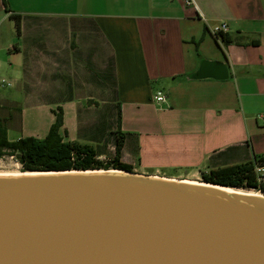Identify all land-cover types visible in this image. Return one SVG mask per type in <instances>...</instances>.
<instances>
[{
    "label": "crops",
    "instance_id": "0c3cea01",
    "mask_svg": "<svg viewBox=\"0 0 264 264\" xmlns=\"http://www.w3.org/2000/svg\"><path fill=\"white\" fill-rule=\"evenodd\" d=\"M191 2L0 0V126L7 139L24 138L9 139L21 124L12 89L47 100L22 107L61 108L58 134L65 141L67 124L76 125L74 142L90 132L87 114L105 89L128 134L121 155L133 157L134 148L141 172L199 173L264 157V0ZM220 24L240 44L215 39L211 29ZM203 59L225 62L228 79L189 80ZM72 88L86 93L78 98ZM158 93L165 101H154ZM55 119L47 113L48 132Z\"/></svg>",
    "mask_w": 264,
    "mask_h": 264
},
{
    "label": "water",
    "instance_id": "95a60500",
    "mask_svg": "<svg viewBox=\"0 0 264 264\" xmlns=\"http://www.w3.org/2000/svg\"><path fill=\"white\" fill-rule=\"evenodd\" d=\"M188 79L228 68L203 59ZM22 173L36 174L0 175V264H264V194L119 169Z\"/></svg>",
    "mask_w": 264,
    "mask_h": 264
},
{
    "label": "trees",
    "instance_id": "16d2710c",
    "mask_svg": "<svg viewBox=\"0 0 264 264\" xmlns=\"http://www.w3.org/2000/svg\"><path fill=\"white\" fill-rule=\"evenodd\" d=\"M17 33L20 30L19 17L15 16ZM215 39L223 45L240 44L237 38H230L226 34H218ZM117 130L113 133V157L107 164L98 161V148L79 144L74 141H64L58 134L62 126L58 115L51 125L48 134L43 139L32 137L9 141L5 129L0 126V158L13 156L25 171H66V170H110L119 169L131 171L130 165L121 162V152L128 134L120 131V108L117 107ZM103 149L105 147H102ZM264 157H256L260 159ZM202 182L226 186L229 188L254 190L264 194V188H257L252 174V162L223 166L200 171Z\"/></svg>",
    "mask_w": 264,
    "mask_h": 264
},
{
    "label": "rangeland",
    "instance_id": "374dc122",
    "mask_svg": "<svg viewBox=\"0 0 264 264\" xmlns=\"http://www.w3.org/2000/svg\"><path fill=\"white\" fill-rule=\"evenodd\" d=\"M12 92L15 93V100L18 103V111L20 110L21 113V124L20 127L9 129V139L13 140L15 138H18L19 136H22L24 138L33 137L35 139H43L48 130L49 124H47V113H49V116L54 115V118H56V115L59 114V110L56 106L49 108L40 107L37 108L33 106L31 107H22L25 105H36L38 103L33 102H46L47 100L44 99L42 92L38 91H32L28 93H23L18 91L17 89H12ZM72 94L76 95L78 98L79 96L85 95L86 90H80L77 88H72ZM27 94L26 101L24 99V95ZM163 94V93H162ZM161 94V95H162ZM66 96V94H63ZM38 96H42L43 98L40 99ZM92 96H96L95 94H92ZM113 96V93L102 89L101 98H94L98 102L97 107L94 105H91L89 109V114H87V122L90 124V132L86 131V134H79V139H75V141L79 144H85L92 146L94 148H98V151L100 155L97 157L98 161L102 162L103 164H107L111 161L114 153L113 149V133L117 130V123H116V111H115V102L111 100ZM101 100V103H100ZM81 106L84 108H87V104L85 102H81ZM59 106L61 102L58 103ZM84 110L82 109V112ZM53 112V113H52ZM263 117L264 114L260 113ZM101 117V118H99ZM260 121V120H259ZM73 126V127H72ZM100 127L99 130H97V127ZM61 128V127H60ZM67 128L69 131V138L65 139V141L70 140V138L74 137V131L76 129V125L67 124ZM60 136L63 138V132L60 131ZM76 132V131H75ZM77 133V132H76ZM129 136H133L129 134ZM82 137V138H81ZM75 138V137H74ZM106 141V143H104ZM105 145H104V144ZM103 144V145H102ZM264 144V138L262 139V146ZM107 146V147H106ZM102 147H105L104 149ZM138 148V145H137ZM127 148L124 149L123 153L126 154ZM135 149L133 148L132 156L124 155V157L121 156V162L128 164L131 166L132 170L131 173L140 174V175H148V176H155L158 178H164V179H171V180H182V181H188L192 184H200L203 183L200 178V173H185L183 171H176L170 172V174H164V173H151V172H141L138 166V159L135 155ZM263 157V156H262ZM23 172L21 165L16 162L15 158L13 156L5 155L0 158V175H18ZM234 191H241L245 193H256V194H262L260 192H255L254 190H245V189H236L232 188Z\"/></svg>",
    "mask_w": 264,
    "mask_h": 264
},
{
    "label": "built area",
    "instance_id": "2783aa9c",
    "mask_svg": "<svg viewBox=\"0 0 264 264\" xmlns=\"http://www.w3.org/2000/svg\"><path fill=\"white\" fill-rule=\"evenodd\" d=\"M187 5L192 4L191 0H186ZM226 29L225 24H220L218 26H214L211 29V33L213 34L214 38L216 35L223 33ZM156 102H163L165 98L158 93L156 97L153 98ZM252 174L254 177L255 184L257 188H264V158L260 159H253L252 161Z\"/></svg>",
    "mask_w": 264,
    "mask_h": 264
},
{
    "label": "bare ground",
    "instance_id": "6f19581e",
    "mask_svg": "<svg viewBox=\"0 0 264 264\" xmlns=\"http://www.w3.org/2000/svg\"><path fill=\"white\" fill-rule=\"evenodd\" d=\"M36 173H25V174H23L22 172H21V174H18V175H35ZM10 175H14V174H10ZM17 175V174H16ZM181 182H183V183H189V184H192V183H190V182H188V181H182V180H180ZM199 184V183H198ZM198 184H195V185H198ZM222 190H227V191H234V190H232L231 188H221ZM237 192H239V193H243V192H241V191H237Z\"/></svg>",
    "mask_w": 264,
    "mask_h": 264
}]
</instances>
